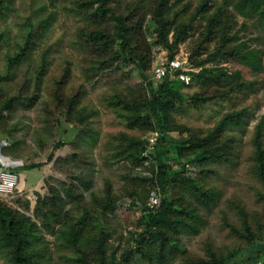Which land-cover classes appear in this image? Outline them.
I'll return each instance as SVG.
<instances>
[{"label":"rangeland","instance_id":"rangeland-1","mask_svg":"<svg viewBox=\"0 0 264 264\" xmlns=\"http://www.w3.org/2000/svg\"><path fill=\"white\" fill-rule=\"evenodd\" d=\"M96 1L3 2L8 7L2 8L3 14H0V105L5 98L18 93L25 77L29 78V88L25 94L30 95L36 91L37 99L29 108L17 104L13 110L5 111L4 115L9 117L4 125L1 122L0 131H4L7 136V152L15 155L10 161L16 162L18 168L36 165L31 170L33 174L37 172L34 181L42 182L43 185L27 192L26 198L18 206L15 202L0 200L13 204L33 217L38 197L48 195L52 186L64 191V187L74 184L73 187L80 189L83 196L79 201L67 205H71L73 213H79L83 206L92 208L89 206L93 204L92 193L104 198L107 196L106 192L111 190L116 209L97 219L107 233L106 257L110 259L113 256L118 261L134 245V234L143 228L139 208L125 206L130 201L128 193L134 187L136 196L140 201L144 200L149 185L140 179L151 177L152 171L158 172L159 169L156 160L146 173H134L133 164L129 160L115 156L116 151L121 148L119 144H124L119 138L124 133L145 141L158 130L153 128V123L138 122L130 126L119 116L121 107L116 102L115 95L119 94L121 98L128 100H139L141 96L143 98L149 95L148 85L141 82L138 71L131 62H118L98 73L92 70V67L95 68L94 61L101 62L104 56L96 50V46L88 43L83 34L90 28H110L113 23L108 16L100 21L85 12L88 7L85 3H93L95 7L98 4ZM157 2L158 0H108L107 4L112 10L128 16V23L134 30L132 43L136 51L148 59L145 73L153 86L159 81L155 79L153 69L167 57L180 60L190 77L189 84L178 80L173 82L172 86L184 98L167 113L165 125L168 127L169 138L175 141L185 137L188 132L183 131L184 129L205 133L227 112L243 108L246 112L240 126H234L223 134L224 140L229 139L228 152L231 151L229 155H225L227 159L212 163L210 171L201 172V165L188 161L185 156L179 158L170 155L167 159L170 173L181 170L184 164L188 174H194L204 187L211 188L218 195L211 210H200L207 219V225L196 235L180 236L184 252L166 254L164 258L154 254L151 262L135 254L130 264H189L193 259L206 258L208 247L216 255L241 260L251 251L264 247V184L255 172L253 143L256 129L260 125V140L264 147L262 31L252 19L239 15L231 6L219 8L224 6V0H210L205 12L199 10L204 0H170L166 12L169 30L165 35L167 44L164 45L159 40L158 25L153 17ZM49 13L54 14V19L46 29L38 30L37 38L35 35L37 44L31 54L8 68L7 55H14L19 51L27 33V21L30 19V23L35 26L41 16ZM212 18L216 21L215 25L210 21ZM182 35L184 39L177 41L176 37ZM238 44H245L248 49L256 51L259 66L255 71L231 56L224 55V52L228 53ZM239 49L244 50L243 47ZM43 53L46 55V72L36 89V70ZM202 70L207 72L200 76ZM236 70H240L249 81L255 80L251 89H247L245 93H229L227 99L216 98L199 104L190 101L189 96L194 93L209 95L214 91H222L223 88L216 82L217 74L233 73ZM64 74L65 81L59 85V93L65 100L80 90L81 98L77 109L84 106L87 111H95L90 115L89 127L68 122L65 110L56 105L53 89ZM38 138L47 143L42 149L36 144ZM55 141H63L64 144L55 148ZM51 153L53 156L49 158ZM76 176L89 180L90 186H78ZM173 193H179L180 196L182 194L187 200L190 198L189 192L180 191L178 186L171 190V194ZM177 202L185 204L183 201ZM244 219L255 236L253 247L241 235ZM45 236L50 252L43 264H82L76 259L77 253L59 244L61 240L47 233ZM87 259L96 264L93 255H87ZM0 264L8 263L0 258Z\"/></svg>","mask_w":264,"mask_h":264},{"label":"trees","instance_id":"trees-1","mask_svg":"<svg viewBox=\"0 0 264 264\" xmlns=\"http://www.w3.org/2000/svg\"><path fill=\"white\" fill-rule=\"evenodd\" d=\"M4 1L0 0V14H3L2 8L8 7L6 3H3ZM107 1L97 0L98 4L95 7H93V3H85L88 6L85 12L87 11L86 13L89 16H94L96 20L100 21L108 16L113 22L110 28H90L83 34L88 43L96 46V50L104 56L103 61H94L95 68L92 67V70L98 73L99 70L109 69L111 65L118 62H131L138 71L141 82L148 85L149 95H145L143 98L141 96L139 100L123 99L121 95H115L116 102H119L121 107L119 116L124 118L130 126L138 122L153 123V128L160 133L154 155L159 168L158 172L152 171L153 176L140 179L149 185L145 199L140 201L139 197L136 196L137 191L134 187L128 193L130 201L139 203L140 221L143 228L134 234L132 239L134 245H131L122 254L121 260L116 261L113 256L108 259L105 249L107 233L97 217L115 211L111 190L106 192L107 196L104 198L92 193L91 202L93 204L89 205L92 208L83 206L81 212L73 213L70 208L71 205L67 204L79 201L83 196L80 189H76V186L74 188V184L64 187V191H59L57 187L52 186L48 195L36 199L33 217L13 204L0 200V258L8 264H43V260L50 252L45 233L61 240L59 244L71 248L77 253L76 259L82 264H93L87 259V255H93L96 264H130L135 254H139L141 259L151 262L154 254H159L161 258H164L166 254L182 253L185 251V247L180 236L198 234L208 223L207 219L201 214V208L211 210L218 200V195L211 188L204 187L194 174H188L184 164L181 170L170 173L167 159L170 158V155H176L179 158L185 156L188 161L200 164L201 172L210 171L209 166L212 163L226 160L225 155L230 154L231 151L228 152L229 139L224 140L223 134L232 127L241 125L246 110L243 108L227 112L212 129L205 133L184 129L183 131L188 132L185 137L175 141L170 139L167 135L168 127L165 125V121L167 120L168 111L184 98L182 93L172 86L174 81L180 80L175 74L169 73L153 86V82L145 73L148 59L143 58L132 43L134 30L128 23V16L109 8ZM169 2L170 0H158L153 12L155 23L158 25L159 40L164 45L167 44L165 35L169 30V23L166 18ZM209 2L210 0H204L199 10L205 12ZM225 6H231L239 15L252 19L262 31L264 39V0H224V6L222 5L219 8ZM90 7H93V9H90ZM53 15V13H49L41 16L35 26L30 23V19L27 21V33L23 44L19 46V51L14 55H7L8 68L31 54L37 44L35 35L37 38L38 30L41 28L46 29L50 25V22L54 19ZM210 21L215 25V19L212 18ZM1 36L2 33H0ZM176 38L177 41H181L184 39V35ZM240 47H243L244 50L241 51ZM225 54L248 66L252 71H255L259 66L256 51L248 49L245 44L235 45L228 53L224 52ZM45 56L43 53L41 63L36 70V89L40 84L41 77L46 72L47 62ZM206 72V70H202L200 76H203ZM65 76L64 74L53 89L56 105L65 110L68 122L89 127L90 115H93L95 111L91 109L87 111L84 106L77 109L81 98L80 90L71 94L65 100L62 99L59 93V85L63 84ZM216 82L219 87L223 88L222 91H214L209 95L194 93L189 96L190 101L193 104H199L216 98L227 99L229 93H245L247 89H251L255 80L249 81V79L244 78L240 70H236L233 73L220 72L217 74ZM27 88H29V78L25 77L18 93L3 100L0 105V124L2 122V125H4L5 121L7 122L9 116H5L4 112L13 110L14 105L19 104L29 108L35 104L36 91L26 95ZM119 140L124 141V144H119L121 148L116 151L115 156L129 160L133 167L140 163V151L146 140L142 141L137 137H130L124 133L121 134ZM53 143L55 148L64 144L63 141ZM253 143L255 145V172L264 184V147L260 140V125L256 129ZM36 144L42 149L47 143L44 139L38 138ZM171 148L173 149L171 150ZM52 156L51 153L49 158ZM0 158L3 159L4 157L0 156ZM4 160L9 161L7 158H4ZM34 166L36 165H28V167ZM75 179L78 180V186L82 188L90 186L89 180L80 176H76ZM155 185L160 188V204L157 208L149 210L145 202L150 188ZM176 186L180 188V191H188L190 198L187 200L179 193L178 195L171 194V190ZM177 200L183 201L185 204L181 205ZM93 230H95V233H92ZM241 235L246 237L250 246L253 247L255 236L249 229L245 219ZM208 250L209 253L206 258L193 259L189 264H264V247L263 249L257 248L251 251L241 260H232L226 255H216L215 251L209 249V247Z\"/></svg>","mask_w":264,"mask_h":264},{"label":"built area","instance_id":"built-area-1","mask_svg":"<svg viewBox=\"0 0 264 264\" xmlns=\"http://www.w3.org/2000/svg\"><path fill=\"white\" fill-rule=\"evenodd\" d=\"M154 77L156 80H161L166 77L169 73L175 74L178 79L185 84H189L190 77L188 73L185 72V69L181 66V61L172 58H165L160 63L156 64L153 69ZM160 137V133L155 131L151 136H149L144 142L141 151L140 163L136 164L134 168V173L136 174H144L148 170V168L155 163V151L157 148L158 140ZM153 176V174H150ZM18 173L8 167L0 168V196L4 199L9 198L15 191L18 185ZM160 188L158 185H155L150 188L145 205L149 210H153L157 208L160 204ZM126 207H138V202L128 201L125 203Z\"/></svg>","mask_w":264,"mask_h":264},{"label":"crops","instance_id":"crops-1","mask_svg":"<svg viewBox=\"0 0 264 264\" xmlns=\"http://www.w3.org/2000/svg\"><path fill=\"white\" fill-rule=\"evenodd\" d=\"M6 138L7 136L5 135L4 131L3 132L0 131V154H2L4 158H7V160H9L7 162L6 160H4V158L3 159L0 158V168L1 167L11 168L12 170L17 171L19 175V183L15 193L6 199L11 203L15 202V205L18 206L19 202H21L24 198H26L27 192L36 190L38 189L39 186L41 187L43 184L42 182L35 183L34 179H36L35 177L37 176V172L33 174L31 171L33 170L32 167H28L27 165V166H23L22 168H18L16 162L10 161L15 158V155L7 152L8 144ZM0 199H4V198L0 196Z\"/></svg>","mask_w":264,"mask_h":264},{"label":"water","instance_id":"water-1","mask_svg":"<svg viewBox=\"0 0 264 264\" xmlns=\"http://www.w3.org/2000/svg\"><path fill=\"white\" fill-rule=\"evenodd\" d=\"M0 156H1V157H3V155H2V154H0Z\"/></svg>","mask_w":264,"mask_h":264}]
</instances>
